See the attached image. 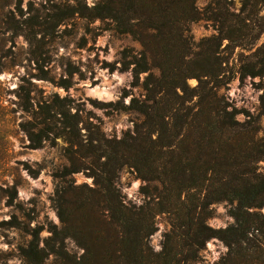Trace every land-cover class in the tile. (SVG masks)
Here are the masks:
<instances>
[{"label": "rangeland", "instance_id": "rangeland-1", "mask_svg": "<svg viewBox=\"0 0 264 264\" xmlns=\"http://www.w3.org/2000/svg\"><path fill=\"white\" fill-rule=\"evenodd\" d=\"M96 1L0 0V264H31L22 254V248L30 240L22 229L37 225H41L38 248L42 250L38 264H76L85 249L91 264H107L102 257L109 250L111 253L115 226L107 227L104 223L107 215L96 206L100 197L86 188L73 191L82 192L91 205H82L79 201L69 205L72 212L69 228L62 231L61 241L51 237L53 226L58 230L63 226L57 212L56 191H60L58 175L69 165L63 151L66 145L63 134L69 128L74 147L86 154V158H75L74 164L90 163L98 173L109 164H120L113 186L125 202L136 207L150 200L142 186H149L153 195L163 192V162L167 155L161 144L171 133L175 134L172 138L175 148L189 142L188 153L194 159L202 187L191 192L178 191L172 201L173 213L154 215V231L148 237L154 252L161 250L164 234L172 231L183 206L200 205L209 185L228 181L222 174L226 169L222 163H231L227 156L231 154L237 159V171L245 168H252L256 173L264 171V160L251 162L246 158L264 132V0H196L199 18L188 23L184 31V53L178 59L172 58L175 72L188 87H195L202 75L206 83L201 87H206L205 92L211 88L216 92L213 107H234L254 118L250 119L253 120L250 126L244 123L243 127L227 130L221 138L217 129L213 130L217 135L210 138L201 130L200 120H192L191 126L183 129L160 130L156 125V130L149 133L143 116L116 105L124 91L130 93L125 103L141 92L132 85V67L134 57H139L143 48L136 37L117 32L109 19H91L85 6ZM148 64L158 75L157 62L149 60ZM207 72L215 76H205ZM146 74L140 73V80ZM177 93L182 95L180 88ZM163 96L170 106L169 112L164 111L168 126L175 118L174 109L181 115L198 99L195 95L193 101H188L185 95L177 97L171 91ZM197 110L198 106L191 109L192 113ZM236 119L247 121L243 113ZM246 129H254L256 133ZM77 130L81 138L73 134ZM126 133L149 149L150 162L141 167L139 155L129 150L119 152V160L103 165L102 153L113 151L107 139L121 138ZM79 138L83 143L87 138L90 141L80 146ZM203 162L212 164L209 167L215 165L217 171L202 173L199 167ZM181 163L187 164L188 158L183 157ZM134 164L149 179L140 177ZM91 173L90 169H82L66 175L61 185L70 189L71 184L86 183L100 189ZM238 176V180L245 178L242 173ZM73 200L69 194L64 195V202ZM153 200L163 199L159 196ZM206 206L207 225L217 229L233 222L227 201ZM84 214L86 220L82 223ZM97 216L100 219H95ZM12 221L19 228L10 226ZM178 250L181 252L176 254V259L186 254V248L178 247ZM226 250L221 240L209 238L197 252L196 261L188 264H213ZM251 256L254 255L245 251V258L238 264H255ZM113 264L124 263L114 261Z\"/></svg>", "mask_w": 264, "mask_h": 264}, {"label": "trees", "instance_id": "trees-1", "mask_svg": "<svg viewBox=\"0 0 264 264\" xmlns=\"http://www.w3.org/2000/svg\"><path fill=\"white\" fill-rule=\"evenodd\" d=\"M195 2L196 0H97L91 6H85L91 19H109L117 32L132 35L140 41L143 49L138 53L139 57H134L132 85L139 88L141 92L139 96L129 97V101L125 103L124 99L130 93L124 91L121 95V101H118L116 105L143 116L149 133L156 130L154 129L156 125L159 126L160 130L177 127L183 129L191 126L192 120H200L201 130L205 131L210 138L217 135L213 133L215 129L221 138L223 132L235 129L237 126L243 127L246 123L250 126L253 121L250 119H254L248 112L238 111L234 107L231 109L220 105L213 107V98L216 96V92L212 88L205 92L206 87H201L202 84L206 83L201 79L202 75L198 77V84L190 88L186 81L181 80L180 75L175 72V62L172 61V58L178 59L184 53L186 48L184 31H187L188 23L199 18V11ZM161 42L165 45L161 46ZM149 60L157 62L158 75L151 71V66L148 64ZM128 64L131 62L129 61ZM142 72H147V74L140 80V73ZM251 75L256 76L258 74L251 73ZM205 76L214 77L215 75L212 72H207ZM177 88H180L182 95L189 98L188 101H193L195 95L198 96V99L192 102V106H187V110L181 115L176 112L177 109H174L175 118L173 121L176 123L172 121V124L168 126L169 123L164 122V111L169 112L170 106L164 101L163 93L171 91L180 97L182 95L177 93ZM194 106H198V110L192 113L191 109ZM205 106H209V110H206ZM240 113L244 114L247 121L239 122L236 119ZM252 130L253 133H256L254 129ZM252 130L246 129L248 132H252ZM74 133L78 134L79 132L77 130L76 132L73 131ZM71 135V128L63 134V140L66 143L63 151L69 165L65 166L62 174L58 175L60 191H56L58 197L56 204L59 220L63 226L59 230L53 226L51 237L54 241H61L62 231L70 226L69 218L72 216V212L69 205L77 201L82 205H91L82 192L73 191V189L86 188L89 193L92 192L100 197L96 206L101 213L105 212L107 215V219L104 220L107 227L115 226V241L112 244L111 253L109 250L102 257L107 264H113L114 261H122L124 264H171L173 262L188 264L196 261L197 252L203 248L205 241L214 237L221 240L227 250L224 256L213 264H238L245 258L243 257L245 251L254 255L251 257L254 258L255 264H264V171L263 173H256L252 168L237 171L235 170L238 165L237 159L231 154L227 156V159H231V163L228 161L222 163V166L226 168L222 174L227 177L228 181L220 182L217 186L209 185L210 188L206 189L203 195L204 200L200 205L192 203L189 206H183L182 215H177L178 221L173 224L172 231L164 234L161 250L154 252L148 244V237L154 231L152 225L154 215L157 212L173 213L175 205L172 201L178 195V191L191 192L202 187L200 175L196 173V165L192 161L193 157H191V153H188L189 142L186 140L188 143L184 142L183 147L179 145L180 147L175 148L176 145L174 146L172 141L175 134L171 133L167 141L161 144L167 155L163 162L165 176L163 192L153 195L150 193L149 186H142V191L150 196V200L136 207L125 202L122 194L113 186V179L120 164L113 163L111 165L109 162L119 160V152L134 150L139 155L137 159L143 167L150 162L147 159L149 149L130 133H126L121 138L107 139L111 143L108 146L113 151L102 153V156L105 157L102 164L109 165L98 173L94 171L93 165L90 163L81 166L74 164L75 158H86V154L83 150L74 147L75 143ZM79 137L82 136L79 135ZM80 138V146H84L90 141L87 138L83 143ZM255 144L250 148L246 157L251 162L264 160V132L261 137L257 138ZM232 149L237 154L233 147ZM183 157L188 158L187 164L181 163ZM211 165L208 162H203L199 168L202 173L206 170L217 171L215 165L209 167ZM134 167L138 172L141 171L136 164ZM82 169L92 171L93 181L95 185L100 186V189L88 186L86 183L71 184L70 189L69 187L67 189L62 187L61 184L65 182L64 176L79 172ZM238 173L245 175V178L238 180ZM140 177L149 179L147 175L141 174V172ZM235 180L239 182L228 184ZM65 194H69L75 200L64 202ZM159 196H162V201L153 200ZM220 200L229 203L228 214L232 217L233 222L224 228L216 229L206 223L208 214L206 205ZM65 204L67 205L64 206ZM86 208L88 207L86 206ZM83 217L82 223L85 222L86 215L84 214ZM95 219L100 218L97 216ZM13 220L15 222V216H13ZM99 222L102 220L97 221V223ZM10 226L18 227V223L12 221ZM22 230L30 236L28 246L22 248V254L31 264L40 263L42 250L38 248V244L41 225L24 227ZM103 232L109 235V231ZM109 244L107 248L110 247ZM178 247L186 248V254L182 258L176 259V254L181 252ZM86 250L76 261V264H91V259L87 257Z\"/></svg>", "mask_w": 264, "mask_h": 264}, {"label": "bare ground", "instance_id": "bare-ground-1", "mask_svg": "<svg viewBox=\"0 0 264 264\" xmlns=\"http://www.w3.org/2000/svg\"><path fill=\"white\" fill-rule=\"evenodd\" d=\"M103 94V93H102Z\"/></svg>", "mask_w": 264, "mask_h": 264}]
</instances>
